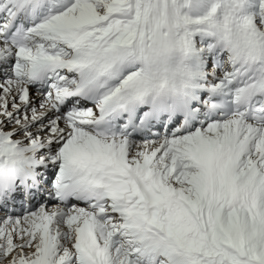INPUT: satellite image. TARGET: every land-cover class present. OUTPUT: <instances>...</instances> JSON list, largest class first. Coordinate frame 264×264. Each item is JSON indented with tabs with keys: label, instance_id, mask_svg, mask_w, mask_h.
<instances>
[{
	"label": "snow or ice",
	"instance_id": "snow-or-ice-1",
	"mask_svg": "<svg viewBox=\"0 0 264 264\" xmlns=\"http://www.w3.org/2000/svg\"><path fill=\"white\" fill-rule=\"evenodd\" d=\"M0 264H264V0H0Z\"/></svg>",
	"mask_w": 264,
	"mask_h": 264
}]
</instances>
